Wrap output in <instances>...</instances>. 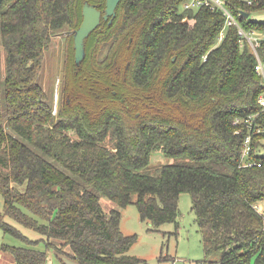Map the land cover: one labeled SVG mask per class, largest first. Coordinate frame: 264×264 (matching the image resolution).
<instances>
[{"label": "trees", "instance_id": "trees-1", "mask_svg": "<svg viewBox=\"0 0 264 264\" xmlns=\"http://www.w3.org/2000/svg\"><path fill=\"white\" fill-rule=\"evenodd\" d=\"M85 1L104 9L105 0H0L1 230L33 242L9 217L78 264H145L127 253L136 236L121 232L119 211L101 198L134 203L158 227L176 221L188 192L206 256L222 252L197 264H264V20L251 18L264 0H225L236 24L219 7H186L191 0H121L76 65L72 33ZM63 33L54 107L42 69ZM249 115L263 128L251 151L261 165L244 167ZM157 150L174 161L152 166ZM1 248L16 264H45L43 250Z\"/></svg>", "mask_w": 264, "mask_h": 264}, {"label": "rangeland", "instance_id": "rangeland-1", "mask_svg": "<svg viewBox=\"0 0 264 264\" xmlns=\"http://www.w3.org/2000/svg\"><path fill=\"white\" fill-rule=\"evenodd\" d=\"M245 2L247 0H238ZM251 18L262 21L264 12L251 14ZM69 34L63 33L56 36L50 45L49 50L44 55L42 77L44 87H50L51 98L54 107L60 101L61 75L64 68V58L69 45ZM5 72V51L0 38V75L1 79ZM258 154L264 158V137L260 140ZM174 159L167 157L163 152L157 150L151 153L150 163L154 167L173 162ZM101 205L107 212L115 208L120 213L119 227L126 236H136L135 243L127 251L141 259L145 264H197L203 260L219 261L222 255L220 251L205 254L201 234L197 222V216L192 209L191 196L188 192H183L178 200V216L175 222H166L158 227L152 226L148 221L142 220L138 209L134 203L124 207L114 206L109 199L102 197ZM260 205V204H259ZM257 205V209L264 213L262 205ZM3 209V198L0 194V211ZM4 220L14 225L21 235L29 239L32 243H27L15 235L4 233L0 228V250L2 244L13 246H28L46 252L45 264H78L72 258L69 248L63 249V254L58 255L52 246H47L44 237L38 232L23 227L14 222L9 217Z\"/></svg>", "mask_w": 264, "mask_h": 264}, {"label": "water", "instance_id": "water-1", "mask_svg": "<svg viewBox=\"0 0 264 264\" xmlns=\"http://www.w3.org/2000/svg\"><path fill=\"white\" fill-rule=\"evenodd\" d=\"M120 2L121 0H105L103 10L87 1L83 3L81 22L72 33L73 58L76 65H80L85 57V40L87 37L100 25L102 20L107 21L110 18L109 23H111Z\"/></svg>", "mask_w": 264, "mask_h": 264}, {"label": "built area", "instance_id": "built-area-1", "mask_svg": "<svg viewBox=\"0 0 264 264\" xmlns=\"http://www.w3.org/2000/svg\"><path fill=\"white\" fill-rule=\"evenodd\" d=\"M200 7V6H208V7H219L223 10V13L226 15L228 19V23L236 24L233 16L230 14V12L225 7V0H191L186 7ZM239 33L242 35L244 34L241 30H239ZM250 40V37H248ZM258 70L262 73L264 76V66L259 62L258 64ZM258 103L264 108V95H261L258 98ZM244 124L249 128L250 132L245 137V140L243 142V149L241 153V165L244 167H252V166H260L261 163L256 161L255 159L251 158V151H252V138L254 133H261L263 132V128H261L259 125L255 124L254 118L252 115L247 116L243 120ZM234 124L240 123V119L236 118V120L233 122ZM254 131V132H252Z\"/></svg>", "mask_w": 264, "mask_h": 264}, {"label": "crops", "instance_id": "crops-1", "mask_svg": "<svg viewBox=\"0 0 264 264\" xmlns=\"http://www.w3.org/2000/svg\"><path fill=\"white\" fill-rule=\"evenodd\" d=\"M262 205V209L264 210V202L259 203ZM259 205V207H260ZM0 264H16L12 255L8 251L0 250Z\"/></svg>", "mask_w": 264, "mask_h": 264}]
</instances>
